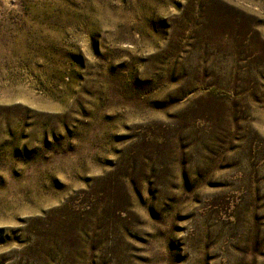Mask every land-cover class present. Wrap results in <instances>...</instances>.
Masks as SVG:
<instances>
[{"label":"rangeland","instance_id":"374dc122","mask_svg":"<svg viewBox=\"0 0 264 264\" xmlns=\"http://www.w3.org/2000/svg\"><path fill=\"white\" fill-rule=\"evenodd\" d=\"M0 264H264V0H0Z\"/></svg>","mask_w":264,"mask_h":264}]
</instances>
